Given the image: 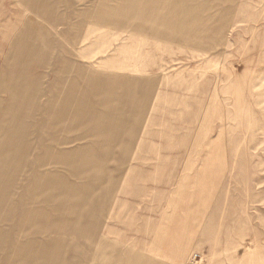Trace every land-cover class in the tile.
<instances>
[{"label":"rangeland","instance_id":"1","mask_svg":"<svg viewBox=\"0 0 264 264\" xmlns=\"http://www.w3.org/2000/svg\"><path fill=\"white\" fill-rule=\"evenodd\" d=\"M140 262L264 264V0H0V264Z\"/></svg>","mask_w":264,"mask_h":264},{"label":"crops","instance_id":"2","mask_svg":"<svg viewBox=\"0 0 264 264\" xmlns=\"http://www.w3.org/2000/svg\"><path fill=\"white\" fill-rule=\"evenodd\" d=\"M32 25L35 26L30 19H28L25 22L24 27H23L24 32L20 33L18 35V37L16 38V45H17V48L19 46H24L26 48L24 50L16 49V59L10 58L12 60L10 63L7 64V67L14 70L16 74L17 73L20 74L19 72L24 68H30L32 66L31 59H33L35 57H39V56L41 57L42 56V58L45 59V61H44L45 65H48L49 55L46 52L50 48V46H48L49 41L43 37L42 33L38 29L35 28V30H33ZM36 30H38V31H36ZM25 32H27V33H25ZM17 76L18 75H16V78H17ZM32 79H33V82H32L33 84L38 83V79H36V77H33ZM95 79H97V78H95ZM95 79H94V81H95ZM106 114L107 113H105V115ZM118 122L116 121V124L118 123L117 125L121 124V121H118ZM110 124H112L111 121L108 118H105V129H106L107 133H108V131L112 130L111 127L108 128V126ZM109 129H111V130H109ZM113 130H114V128H113ZM121 132H122V129H121ZM106 163L108 164V162H106ZM127 262L130 263L128 260H127ZM141 264H144V263H141Z\"/></svg>","mask_w":264,"mask_h":264}]
</instances>
